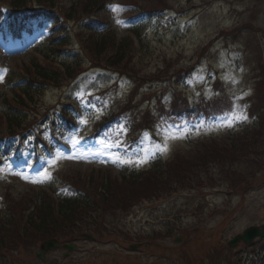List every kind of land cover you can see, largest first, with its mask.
<instances>
[{
    "label": "rangeland",
    "instance_id": "374dc122",
    "mask_svg": "<svg viewBox=\"0 0 264 264\" xmlns=\"http://www.w3.org/2000/svg\"><path fill=\"white\" fill-rule=\"evenodd\" d=\"M157 1L110 0L107 13L104 15L109 26L116 31L118 39L125 38L131 27H138V31L144 34L146 47L143 46L140 54L141 65L138 69L142 74L160 72L162 82L154 86L153 93H157V96L162 99L171 94L174 88V82L169 80L171 75L180 68L196 63L197 55L207 45L211 49L210 53L204 61L196 66L192 75L187 79L188 81L180 87L189 102L197 101L200 97L210 98L212 96L211 87L204 82L207 78L206 74H210L214 79L220 73L221 79L229 84L227 92L236 90L237 84L244 85L246 88H241L236 93L238 97L251 92L245 78L248 77L250 71L253 72L252 76L257 74L254 71L257 64L254 54L250 61V57L248 59L247 54L244 56L243 51L246 50V47L248 50L254 51L255 49L251 46L256 47L257 44L264 61V0H192L191 3L187 2L181 6L186 10L181 16H169L167 12H164L153 14L152 17L144 15L138 21H131L130 18L134 16L132 13L138 12L142 8L162 6V3H157ZM172 1L180 2L179 0ZM117 6L118 10L113 11V8ZM118 19L122 24L116 23ZM248 26L251 27L248 28L251 29L250 32L248 29H243ZM35 27L33 24L32 35L24 34L20 41H11L10 37L4 39V36L0 34V73L3 74V82H0V99L2 97L10 99L15 93L17 76L15 69L30 62L32 57L40 56L39 52L43 50L36 48L45 41L50 27L48 25L43 28L35 29ZM235 28L238 29V33L241 32L243 42L235 39L234 41H237L235 43L221 35L222 31L229 32ZM211 42L212 45H210ZM74 43L76 42L72 40L69 44L75 47ZM7 67L13 69L11 73ZM228 75L234 77L238 83L233 84L230 80H226L225 77ZM125 79L119 80L113 74L102 71H91L82 77L75 89L66 91V93H60L59 90H48L44 93L38 107H34L32 113L37 114L40 119L46 112L45 108L50 109L52 106H57L60 100L76 97L81 107L77 119L79 125L75 130L62 135L53 131V128L39 129L37 131L39 136L59 135L63 148L59 150L51 148L49 152H44L38 164L33 166L31 163L33 156L26 147L23 148L25 154L21 159L17 161L13 159L9 162L1 160L3 167L0 168V186L7 179L18 182L16 184L17 192L22 189H35L49 184L59 172L85 174L90 169L85 170L84 168L92 167L95 164L105 168L106 166L111 167L115 173H120L126 167L142 168L152 163L156 158L166 159L175 152L186 150L189 146L188 143L195 142L196 139L204 137L220 139L229 132L231 134L240 131L242 127L243 121L235 123L232 127H219L220 117L197 124L187 120L173 122L170 118L165 123L161 122L153 130L142 133L135 148L129 151H126V147L121 145L124 144L126 136L123 126L118 127L104 138L94 142L86 141L85 128L88 129L91 126L90 122L98 119L101 114L117 108L125 100L131 84L130 89H132V80ZM88 95H95L91 103L88 102ZM144 96L143 92L137 95L136 103L143 102L141 100ZM153 97L155 96L153 95ZM144 105H146V101ZM236 111L241 112L240 110ZM2 112H4V108L0 105V114ZM122 123L120 122L119 125ZM39 125L41 126V124ZM174 125H181L187 131L177 133L183 138L168 142V151L165 154L156 153L155 157L149 159V162L145 164L113 163L116 155L124 160L137 161L138 158H143L154 152L155 144L164 143V130L171 129ZM198 125L200 127L197 130L196 126ZM33 137L34 135L27 134L24 141L28 143V139H33ZM74 140L80 141L75 149L71 146V142ZM117 143L120 144L119 148L115 147ZM104 144L112 145V147L105 148ZM4 165L9 168L6 169ZM12 172L22 173L29 180L42 179L43 174L48 173L51 175V180L43 183H31L21 179L20 176L11 174ZM217 188H205L207 190L204 193V201L198 197L184 195L166 201L157 200L158 202L152 201L136 205L131 211L123 213L121 219L115 220V223L113 222V225L109 224V226L113 228L115 225L116 233L121 231L119 234L121 239L124 235L122 231H128L131 234L127 238L129 246L136 247V249L130 253L116 243L101 244L82 239L75 244V252L66 257V259L72 257V261L63 260L62 257L66 252L62 249H55L47 253V259L63 264H73L79 260L81 261L79 264H97L100 261L110 264L112 259H116L120 262L119 264H171L174 260L179 261L180 264H186L184 255L180 253L181 250H185L188 258L201 257L206 262L204 246L214 247L219 241L226 243L251 226L264 225V184L248 193L243 209L236 211L240 197L238 195L227 196ZM214 209L215 212L212 214ZM230 211L235 212L232 213L229 224L225 226L224 233L220 234L219 241H217V231L224 225L226 214ZM172 223H175L180 231L166 237L165 229ZM171 229L175 231L174 227ZM153 234L159 236L154 237L147 247L146 239L152 237ZM137 236L144 238L139 240ZM177 239L180 240L179 243H175ZM91 251L96 252L97 255H91ZM84 255L85 257L81 258ZM47 262L46 264H48Z\"/></svg>",
    "mask_w": 264,
    "mask_h": 264
},
{
    "label": "trees",
    "instance_id": "16d2710c",
    "mask_svg": "<svg viewBox=\"0 0 264 264\" xmlns=\"http://www.w3.org/2000/svg\"><path fill=\"white\" fill-rule=\"evenodd\" d=\"M39 1L45 5H54L57 0ZM158 1L162 3L164 0ZM11 2L19 7L26 0ZM104 3L105 0H77V6L72 7V2L67 13H73L75 18H86L99 13ZM79 36L85 53L94 64L122 71L132 63L135 48L131 41H117L111 32L100 38L95 37L93 32L80 33ZM55 51H60V47L58 50L55 48ZM46 54L44 63L35 60L22 67L21 75L24 74L27 79L20 80L19 89L29 103L40 97L45 87L58 86L73 78L77 72L65 66L63 73L55 67H49L52 64L48 62H53L49 57L55 55L48 51ZM263 90V86L256 84L254 101L250 103L249 109L255 120L249 128L246 127L238 134L228 135L219 141L192 143L184 152H177L165 161L154 162L148 170L130 171L119 179L112 176L111 172L104 173L101 170H91L90 176L86 178L74 174L65 179L78 192L74 190L69 198L56 203L45 192L41 193V197H37L34 192L14 198L7 196L0 208V264H10L11 259L23 254L28 257L32 247L48 239L69 241L80 230L88 228L87 225L101 223V231H105L101 219L109 212L127 211L141 200L180 191H194L204 197L205 188L215 187L227 195L243 197L264 181ZM23 101L20 95L12 100H3L7 113L0 117V139L29 130L32 122L25 121L22 116L23 104L20 102ZM229 218L230 215H227L226 220ZM170 234L172 231L168 230L165 235ZM252 245L260 251L264 250L263 240ZM216 254L221 255L222 261L229 264H244V258L229 249H221ZM250 259V262L245 260V263L264 264V255L255 254Z\"/></svg>",
    "mask_w": 264,
    "mask_h": 264
},
{
    "label": "snow or ice",
    "instance_id": "6c2138e0",
    "mask_svg": "<svg viewBox=\"0 0 264 264\" xmlns=\"http://www.w3.org/2000/svg\"><path fill=\"white\" fill-rule=\"evenodd\" d=\"M118 10V6L113 8V11H117ZM117 24H122V22L118 19L116 21ZM223 66V65H222ZM6 71V70H3ZM241 71H243V69H241ZM226 80H230L233 84L238 83V81L235 80L234 77H232L231 75H228L225 77ZM0 82H3V74L0 73ZM238 99H240L238 97ZM248 117L247 115H245L242 111L241 112H237L235 110V108L230 111L229 113H226L224 115H222L219 118V127H232L235 123L237 122H241V121H247ZM197 130L200 127V125L196 126ZM187 131L185 128H182L181 125H174L172 126L171 129H165L164 130V143L163 144H155L154 148L155 151L150 153L149 155L143 157V158H138L137 161H131V160H124L122 159L119 155L115 156V159L113 160V163H137V164H145L149 162V159L154 158L156 153H159L161 155L165 154L168 151V142L170 140H176V139H180L183 138L180 135H177L178 132H185ZM104 143V142H101ZM80 144L79 140H74L71 142V146L73 149L77 148V146ZM105 148H110L112 147V145H108V144H104ZM115 147L119 148L120 144H116ZM72 158V157H69ZM11 174L13 175H17L20 176L21 179L26 180L27 182H31V183H43L45 181L51 180V175L48 173H44L42 179H31L29 180L28 177L24 176L22 173L19 172H12Z\"/></svg>",
    "mask_w": 264,
    "mask_h": 264
},
{
    "label": "water",
    "instance_id": "95a60500",
    "mask_svg": "<svg viewBox=\"0 0 264 264\" xmlns=\"http://www.w3.org/2000/svg\"><path fill=\"white\" fill-rule=\"evenodd\" d=\"M257 236H260V237H264V229L262 231V233H259L257 229L255 228H250L248 230H246L244 232V234L239 237V238H236L232 243L231 245H234L235 242H237L239 239H242L243 241L245 242H250L253 238L257 237Z\"/></svg>",
    "mask_w": 264,
    "mask_h": 264
}]
</instances>
